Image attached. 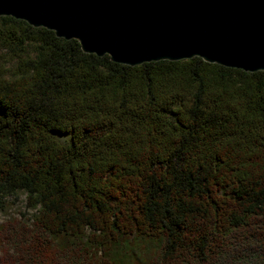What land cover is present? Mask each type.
<instances>
[{"label":"trees","instance_id":"obj_1","mask_svg":"<svg viewBox=\"0 0 264 264\" xmlns=\"http://www.w3.org/2000/svg\"><path fill=\"white\" fill-rule=\"evenodd\" d=\"M19 192L0 264H264V71L130 66L0 16V200Z\"/></svg>","mask_w":264,"mask_h":264},{"label":"water","instance_id":"obj_2","mask_svg":"<svg viewBox=\"0 0 264 264\" xmlns=\"http://www.w3.org/2000/svg\"><path fill=\"white\" fill-rule=\"evenodd\" d=\"M0 16L130 66L200 57L264 71V0H0Z\"/></svg>","mask_w":264,"mask_h":264},{"label":"rangeland","instance_id":"obj_3","mask_svg":"<svg viewBox=\"0 0 264 264\" xmlns=\"http://www.w3.org/2000/svg\"><path fill=\"white\" fill-rule=\"evenodd\" d=\"M54 136L64 144L71 142V137L68 134L55 132ZM34 211V209L28 207L25 193L19 192L12 196H6L0 200V225L12 219L24 220L29 218Z\"/></svg>","mask_w":264,"mask_h":264}]
</instances>
